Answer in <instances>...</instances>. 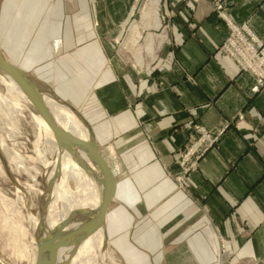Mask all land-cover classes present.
I'll list each match as a JSON object with an SVG mask.
<instances>
[{
	"label": "crops",
	"instance_id": "1",
	"mask_svg": "<svg viewBox=\"0 0 264 264\" xmlns=\"http://www.w3.org/2000/svg\"><path fill=\"white\" fill-rule=\"evenodd\" d=\"M150 1L4 0L1 50L95 129L118 178L107 228L131 264H264V92L220 49L218 0H157L159 24ZM224 5L264 42V0ZM129 35L155 60L125 63ZM195 124L225 130L184 173Z\"/></svg>",
	"mask_w": 264,
	"mask_h": 264
},
{
	"label": "bare ground",
	"instance_id": "2",
	"mask_svg": "<svg viewBox=\"0 0 264 264\" xmlns=\"http://www.w3.org/2000/svg\"><path fill=\"white\" fill-rule=\"evenodd\" d=\"M157 5V0H151L144 12L147 16L156 17V24H159L155 12ZM152 40L150 38V41ZM146 51L152 55L154 47L150 44ZM138 63L143 64L141 58L138 59ZM0 84H2L0 87V130L4 132L0 134V157L2 153L6 157V161L5 157L0 158V169L3 173L11 175L17 183V186L15 185L18 188L17 198L25 205L27 203L28 210H30V207L33 208L34 205L33 193L37 195L39 192L44 195L45 202V198L48 197L45 187L49 189L52 186L50 183L52 178L58 174L61 176L59 179L63 181L61 189H64V192L60 194L62 202L55 203L59 207L48 214L47 207L50 202L48 199L44 208L42 207L46 211L43 217L45 236L42 233L41 237L42 239L49 237L53 243L60 239L58 237H68L71 242L69 245L62 246L56 254L47 249L45 259L49 264H108L110 258L111 264H122V260L109 250L107 227L105 232L101 228L90 233V229L95 227L99 218V209L106 192L105 176L100 162L89 151L76 144L67 147V150L63 149L60 153L48 124L40 118L23 91L2 70H0ZM40 88L58 122L82 139L89 140L90 131L72 110L54 98L46 87L40 85ZM28 116L37 128L33 155L26 154L27 144L17 140L21 136L19 123L26 120ZM8 139L12 141L10 145L7 143ZM11 146L13 149L19 146L21 150L17 149L13 152L10 149L9 151ZM20 174L27 175L28 180L22 182L19 178ZM38 176L41 178L40 183L43 188L38 187L40 184L37 180ZM68 187L70 191H66ZM73 207L76 209L74 210ZM29 220L33 227L32 233L38 235L40 229L42 231L38 214L31 215ZM33 239L36 240V236Z\"/></svg>",
	"mask_w": 264,
	"mask_h": 264
},
{
	"label": "rangeland",
	"instance_id": "3",
	"mask_svg": "<svg viewBox=\"0 0 264 264\" xmlns=\"http://www.w3.org/2000/svg\"><path fill=\"white\" fill-rule=\"evenodd\" d=\"M3 1L4 0H0V48L2 46V38H3L2 28H1ZM155 10L159 19L158 5L156 6ZM154 19L155 21H157L156 17H154ZM124 38H123L124 41L118 39L117 42L119 43V45L121 44L122 46L121 49H119V53L120 56H122L125 63H127L128 65L138 64L137 61L139 58H141L144 64L145 63L147 64L149 61L155 60L157 56L156 50H154L152 56L146 51L147 47L144 48V50L143 48L141 49L142 44H140V42L141 43L142 41L144 42L143 39H145L146 36L144 37L142 36L140 39L136 36L132 37L129 35ZM150 38H152L153 41L155 42L153 36ZM153 47H155V45ZM0 87H2V84H0ZM18 128H19V134H21V136L18 137L17 140L27 144L28 149L26 151V154L33 155V151L36 146L35 144L36 134H37L35 133L37 132L36 125L30 121L28 116L26 120L24 119L19 123ZM3 133L4 132L0 130V134L2 135ZM7 143H9L8 145H10L12 141L8 139ZM98 146H99V142H98ZM12 147L13 146L9 147V151L10 149L13 152L17 149L21 150L19 146L18 147L16 146V148L14 147V149ZM99 149L107 157V155L102 151L103 147L101 145L99 146ZM3 157L5 156L2 153V157L0 158ZM5 161H6V157H5ZM15 173L16 172L14 171V175H16ZM60 177H61L60 175L56 174L52 178V181L50 182L52 186L49 189L47 188V186L45 187L46 192L48 194V197L45 198V201H47V199L48 201H50L48 202L49 207H47L48 214L50 213V211L55 210V208L59 207V205L57 206L55 203L58 202L59 204L62 202L61 201L62 197L60 194L64 192V189H61V186H63V181L59 179ZM180 177L181 176L178 175L176 179L179 180ZM19 178L21 179L22 182H26V180H28L27 175L25 174L23 175L20 174ZM37 180L40 183L41 178L38 176ZM15 185L17 186V183L13 180V177L9 174L3 173V171L0 169V264H35L36 255H37V241L33 239L35 233H32L33 227L31 226L29 218L31 217V215L34 216L35 213L36 214L38 213L37 204L39 203L41 194L39 192L37 195L34 193L32 194V196L34 195L32 198L34 205L33 208L30 207V210H28L29 208L27 207V203L25 205L24 203H22L23 201L17 198L18 188H16ZM38 187L43 188L41 183L38 185ZM66 191H70V187H68ZM51 198L53 199L49 200ZM115 204H116L115 200L112 201L108 211V216L111 214L110 222L108 218V225L110 227L109 230L112 229L111 222L113 218L112 215ZM73 208L74 210L76 209L75 207ZM45 211L46 210L44 209V212ZM107 234L109 235L108 236L109 250L112 251L114 254H116L117 257H119V259L122 260V264H131L132 262L128 257L130 256V254L127 253L123 245L116 246V244L114 243L115 241L114 236L112 235L110 236L108 228H107ZM110 262L111 259L109 258L108 264H111ZM141 264H142V260H141Z\"/></svg>",
	"mask_w": 264,
	"mask_h": 264
},
{
	"label": "water",
	"instance_id": "4",
	"mask_svg": "<svg viewBox=\"0 0 264 264\" xmlns=\"http://www.w3.org/2000/svg\"><path fill=\"white\" fill-rule=\"evenodd\" d=\"M0 70H2L6 75L12 79L16 83V85L23 91L26 95L28 101L33 106L37 114L43 119L49 126L52 134L56 140L57 146L60 150V153L63 149L67 150V147H71L72 144L79 145L89 151L96 160H98L102 166L104 179H105V198L101 204L99 209V218L96 222L95 227L90 229V233L94 232L98 229L103 228L105 232V228L108 225V211L110 204L114 201L118 194V178L116 176L115 169L108 159L98 146V136L96 134L95 129L91 125V123L86 119V117L74 106L60 97L57 92L47 83L40 80L34 74L23 70L13 62H11L6 56L4 55L3 51L0 48ZM40 85H43L47 88L48 92L52 94L54 98H56L60 103L69 107L74 115L82 121V123L87 127L90 131V139H82L78 135L72 133L68 129L64 128L62 124L58 122V120L54 117L51 109L49 108L48 104L46 103L45 97L43 95V91H41ZM4 161V160H2ZM6 166V170H7ZM51 191V189H50ZM49 191V192H50ZM43 202V205H42ZM46 202V201H45ZM44 195H41L37 210H38V217L40 219L42 231L40 229L39 234L36 236L37 241V255H36V262L35 264H49L48 261L45 259V254L47 249H50L55 254L58 253L60 248L64 245H69L71 241H69L68 237H58V241L55 243L47 237H41V234L45 233V223H43L44 217ZM42 212V213H41ZM105 234V233H104ZM106 238V235H105Z\"/></svg>",
	"mask_w": 264,
	"mask_h": 264
},
{
	"label": "built area",
	"instance_id": "5",
	"mask_svg": "<svg viewBox=\"0 0 264 264\" xmlns=\"http://www.w3.org/2000/svg\"><path fill=\"white\" fill-rule=\"evenodd\" d=\"M214 10L230 29L220 49L232 57L241 70L247 71L253 77L252 92H264V54L262 50L264 42L255 35L247 22L238 24L227 15L224 0L214 1ZM241 118H243L242 114L238 119ZM193 127L194 132L190 136L189 143L179 152L178 163L184 173L196 169L198 160L214 146L225 130L212 132L198 124Z\"/></svg>",
	"mask_w": 264,
	"mask_h": 264
}]
</instances>
